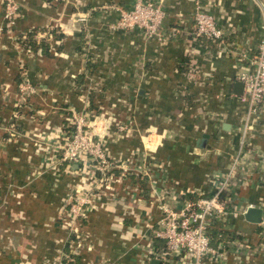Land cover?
Masks as SVG:
<instances>
[{"label":"crops","instance_id":"obj_1","mask_svg":"<svg viewBox=\"0 0 264 264\" xmlns=\"http://www.w3.org/2000/svg\"><path fill=\"white\" fill-rule=\"evenodd\" d=\"M146 1L166 13L163 41L111 29L136 0H22L11 33L0 0V264H193L156 237L159 205L212 197L235 163L240 216L220 224L224 256L211 264H264V226L245 218L264 211V107L253 114L236 94L264 36V0ZM198 9L222 41L195 35ZM22 73L36 93L20 110ZM70 110L110 122L98 130L112 129L111 173L60 162ZM82 191L93 200L76 217Z\"/></svg>","mask_w":264,"mask_h":264},{"label":"built area","instance_id":"obj_2","mask_svg":"<svg viewBox=\"0 0 264 264\" xmlns=\"http://www.w3.org/2000/svg\"><path fill=\"white\" fill-rule=\"evenodd\" d=\"M5 1V27L11 33L20 18L22 0ZM165 17L166 13L161 3L136 0L132 9L120 12L119 19L111 26V29L122 31L139 29L148 38L163 41L161 30ZM194 20L195 35L199 39L214 43L222 41L223 32L212 15L198 9ZM250 66L251 68L240 73L238 78L244 85L243 97L250 104L251 113L255 114L264 107V36L256 55L250 60ZM22 75L23 79L18 85L20 110L28 108L29 99L36 93L25 74L22 73ZM69 114L67 129L59 137L60 143L57 145L60 150V162L66 161L84 168H94L106 175L111 173L116 166L109 157L105 136L109 135L112 129L111 126H106L101 132L98 130L101 122L105 121L108 125L110 122L100 116L89 119L86 112L70 110ZM124 130V127H117L118 132ZM236 174H238L237 163L232 166L212 197H200L182 204L179 198L168 199L159 205L161 220L156 237L164 241L166 253L170 256L189 255L193 258V264H211L222 260L224 253L219 251V245L216 247L214 244L220 242L223 234L226 233L219 226L226 223L229 217L240 216L238 212L230 209L235 201L233 192L240 185V178ZM91 193L82 191L74 199L75 203L72 201L69 203L70 212L74 216H85L84 207L92 204ZM225 193H231V195L224 197ZM250 208L253 207L250 206ZM258 224L264 226L262 221ZM212 229H217L220 233L215 241L210 236ZM245 246L247 247L246 243ZM231 252L233 255L243 254L242 251L232 250Z\"/></svg>","mask_w":264,"mask_h":264},{"label":"water","instance_id":"obj_3","mask_svg":"<svg viewBox=\"0 0 264 264\" xmlns=\"http://www.w3.org/2000/svg\"><path fill=\"white\" fill-rule=\"evenodd\" d=\"M243 90H244V85L242 83H239V91H237L236 94L237 95H241ZM207 140H208V136L205 135L202 138L201 143L199 144V146L201 148H205L207 146ZM245 218L250 223L258 224L264 219V211L262 209H258V208H250L245 213ZM152 264H160V261L159 260H154L152 262Z\"/></svg>","mask_w":264,"mask_h":264},{"label":"trees","instance_id":"obj_4","mask_svg":"<svg viewBox=\"0 0 264 264\" xmlns=\"http://www.w3.org/2000/svg\"><path fill=\"white\" fill-rule=\"evenodd\" d=\"M29 38H27L26 39V41H25V45H28V46H31V49H33V50H37L38 49V45H35V43H31L29 40H28ZM40 49L41 50H43V51H45V52H47V50H48V46L46 45V44H41L40 45ZM218 235H220V233H219V230H217V229H212L211 231H210V236L212 237V239L215 241V238L218 236Z\"/></svg>","mask_w":264,"mask_h":264}]
</instances>
